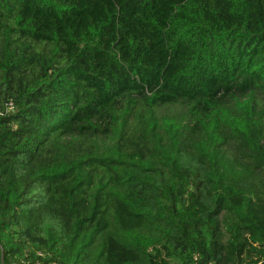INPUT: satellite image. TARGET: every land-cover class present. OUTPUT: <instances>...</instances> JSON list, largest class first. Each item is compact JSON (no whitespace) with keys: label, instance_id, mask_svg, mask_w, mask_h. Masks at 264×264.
I'll list each match as a JSON object with an SVG mask.
<instances>
[{"label":"trees","instance_id":"16d2710c","mask_svg":"<svg viewBox=\"0 0 264 264\" xmlns=\"http://www.w3.org/2000/svg\"><path fill=\"white\" fill-rule=\"evenodd\" d=\"M0 264H264V0H0Z\"/></svg>","mask_w":264,"mask_h":264},{"label":"built area","instance_id":"2783aa9c","mask_svg":"<svg viewBox=\"0 0 264 264\" xmlns=\"http://www.w3.org/2000/svg\"><path fill=\"white\" fill-rule=\"evenodd\" d=\"M13 109V105L10 103L9 105H8V110H12Z\"/></svg>","mask_w":264,"mask_h":264}]
</instances>
